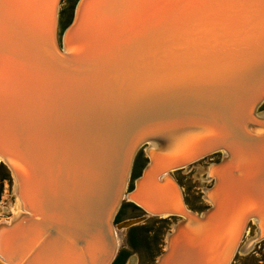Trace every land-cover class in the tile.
Here are the masks:
<instances>
[{
  "label": "water",
  "instance_id": "water-1",
  "mask_svg": "<svg viewBox=\"0 0 264 264\" xmlns=\"http://www.w3.org/2000/svg\"><path fill=\"white\" fill-rule=\"evenodd\" d=\"M59 2L0 0V154L24 166L28 202L41 181L50 199L42 233L71 236L75 264H111L112 224L132 160L141 145L162 140L127 193L144 211L187 219L178 230L211 226L160 264H230L250 221L264 232V121L255 114L264 100V0H85L70 32L72 53L54 40ZM214 151L221 152L210 172L209 189L219 178L214 208L195 217L170 172ZM29 157L73 166L72 199L82 215L71 218L65 202V214L56 212L60 181L30 169ZM8 230L0 264H32L33 245L24 243L39 238L28 232L5 245ZM42 249L56 261L68 253Z\"/></svg>",
  "mask_w": 264,
  "mask_h": 264
},
{
  "label": "bare ground",
  "instance_id": "bare-ground-1",
  "mask_svg": "<svg viewBox=\"0 0 264 264\" xmlns=\"http://www.w3.org/2000/svg\"><path fill=\"white\" fill-rule=\"evenodd\" d=\"M84 1L85 0H78V2L76 3L74 15H73L74 19L72 18L74 22L71 24V27L69 26L64 30L61 43L59 42V40L57 38V24H58V10H59L58 7H59V5L56 8L57 17H56V23L54 25L55 27H53V29L55 28L54 40H55V43L58 46L59 50L62 52H70V51H71V53L73 52L74 45L72 43V40H70V32H71V28H72L73 24H75V21L79 17L80 10L82 9V6H83L82 4L84 3ZM59 4H60V2H59ZM263 102H264V100L261 102V104ZM255 112H256L255 114L257 116H260L261 119L264 121V112H260V110H258V109ZM248 129L250 131L253 130V128L250 126H248ZM185 141H186V138H182V139H178V141H174L173 144L174 145L177 144L176 146H180ZM146 144L147 143H145L143 145L146 146V149L148 150V152H150L149 150L157 152L161 149V146L166 145V143L163 142L162 140L151 141L148 143V147ZM143 145H141V146H143ZM157 145L159 146V148L155 149V147ZM137 151H136V153H137ZM215 152H218V151H214L210 154H213ZM227 156H228L227 152H224L223 158H222L223 163L225 162ZM200 159H202V157ZM200 159H198V160H200ZM29 160H30L28 162L29 168L30 169L33 168L34 170H37L38 173L41 175V177L48 179L50 181H60V191L62 193V198H59L58 210L57 211L55 210V211L60 212L61 214L64 215L65 210H64L63 202H65L70 215H72L71 218H73L76 214H79V216L82 215L84 213L82 205L80 203H77L76 199H74V200L72 199L73 197L75 198V186H76L75 183L78 181V178L75 176L76 170L73 168V166L70 164H67V163L52 162V161H48V160L39 161V159H33L32 157H29ZM198 160H196V161H198ZM0 161L7 164L8 167L11 169V172H12L14 180H15L14 193L16 196L15 204H13L10 208L11 212H12L11 220L10 221L9 220L8 221L3 220L5 222H3V221L0 222V235L4 230L9 228V230L7 231L8 233L5 234V236H6L5 241H3L5 243V245H9L15 237L20 238V237L24 236V237L29 238V235H28V232H29L31 235L35 234L34 237L39 238V243H37V245H36V242L33 240H30V242L27 241L26 243H24V244L30 243L33 245V246H31V250L27 252L28 255H30V257H31L30 261L32 264H75V262L72 261L70 258V248H71V245L74 241V239L71 236L61 235V233H62L61 230H57L55 232H52V231L49 232L51 230V229H49L47 233H42L43 226L41 223L42 222L41 221V213H42L41 211H44L45 213H48V214L50 213V199H49V197L42 198V195H41L40 190H39L40 185H41V181H39L38 186H36V188H35V189H37L34 193V201L35 202L34 201L28 202L26 200L25 191L23 190V186L21 184L22 182H21V179H20L19 174H18L19 171L21 172L25 169L24 166L22 164H20L19 162L12 161V159H10L9 157H7L5 155H1V154H0ZM133 161H134V158L132 160V164H133ZM196 161H194V162H196ZM214 165L215 164L211 165L209 168L208 176H210L211 178H212V174L210 172H211V169ZM186 166H188V165H186ZM183 167H185V166H181V165L173 166L172 171H174L176 169L183 168ZM131 168H132V166H131ZM145 171H146V169H145ZM172 171L170 172V174L172 173ZM84 173H86V171H84ZM130 173H131V169L128 173V182H129ZM245 173H248V170H245ZM171 176H172V174H171ZM218 180H219V178L215 177L214 187L211 189L208 188L205 191V198H207V200H209V202H210V205H212L211 210L214 208V203H215V194H214L215 191H214V189L217 185ZM127 186H128V184H127ZM180 190H181V188H180ZM127 192H128L127 188H124L122 202L124 201V199H126L125 196L127 197V199L130 202H133L131 197H130L131 194H129ZM181 193H182V190H181ZM96 194H98V193H96V190L93 188V183H92V195H93L92 197L96 196ZM182 197H183V195H182ZM121 205H122V203L118 206V210H119ZM184 205L187 209H189V207L187 206L185 201H184ZM32 206H35L36 208H38V210H36V211L33 210ZM136 206L139 207L140 209H142L140 207V205L137 204ZM53 208L54 207H51V209H53ZM118 210H117V212H118ZM190 211H192V210H190ZM0 212L1 213L3 212L2 208H0ZM144 212L146 213V216H151V215L160 216V217L172 216V215L167 214V213L157 215V214L150 213L148 211H144ZM192 212H194V211H192ZM207 213L208 212L205 211L202 214V216L206 215ZM193 215L196 217V216L201 215V214L194 212ZM71 218L66 219V222L71 220ZM114 219H115V217H114ZM139 222L140 221H134L133 223H130L127 225L122 224V226L119 228L125 229L128 226L134 225L135 223L137 224ZM185 222L187 223V219L184 218L183 221H181L179 219L178 223L173 226V231H171L172 233H170L166 239L167 240L166 250H165L166 252L162 256L160 255V257L157 260L158 264L161 263V261L169 253V251L172 247H176V249H178L181 247L192 246V245L197 244L199 242L202 234L206 230H208L211 226L210 221L209 222L208 221H199L198 223L189 222V226L191 227L190 229L178 230L179 229L178 227L181 224H185ZM250 222H252L256 225L259 223L257 219L252 220ZM249 223H248V225H249ZM112 225H113L114 235H115V239H116V248H117L116 255H117L120 239L118 237V233L116 231L117 229L114 225V222ZM58 227L59 228L63 227V220L59 221ZM187 228H188V226H187ZM247 229H248V226H246V228L243 232V235ZM57 236H59L61 239H63L66 242V244L65 245L64 244L57 245L58 240H59ZM263 238H264V232H262L261 229L257 227V237L255 239L260 240ZM86 242H87V245H88V243H91V245L93 246V244H94L93 235ZM238 246H239V244H238ZM28 247H29V245L24 246L22 248V251H26L28 249ZM36 247H38V248H36ZM43 247H47L48 250H51L53 248L54 252H56L59 256H60V253L64 252V250L67 251L68 253L65 256H62L59 261H56L54 259L53 254L48 253V251H43V249H42ZM115 258H116V256H115ZM115 258H114V260H115ZM114 260L112 261V263L114 262Z\"/></svg>",
  "mask_w": 264,
  "mask_h": 264
},
{
  "label": "rangeland",
  "instance_id": "rangeland-1",
  "mask_svg": "<svg viewBox=\"0 0 264 264\" xmlns=\"http://www.w3.org/2000/svg\"><path fill=\"white\" fill-rule=\"evenodd\" d=\"M77 2L78 0L60 1L57 24V38L60 43L64 30L72 21ZM258 110L264 112V102ZM146 152L148 150L143 145L134 157L127 191L132 187L133 181L140 175L146 164ZM220 157L221 153L218 151L185 166L186 168L176 169L171 173L174 180L180 184L187 206L196 213L201 214L210 206L209 200L205 198V191L212 183L211 177L208 176L209 168ZM14 186L15 180L11 169L7 164L0 161V208L3 209V212H0V222L3 220L10 221L12 218L10 208L16 200ZM125 198L114 219L120 242L116 258L112 264H155L166 250V239L180 218L177 216H146L142 209L130 202L126 196ZM138 217L144 219L132 227L119 228L126 220ZM256 237L257 227L250 222L230 264H264V238L256 240Z\"/></svg>",
  "mask_w": 264,
  "mask_h": 264
},
{
  "label": "crops",
  "instance_id": "crops-1",
  "mask_svg": "<svg viewBox=\"0 0 264 264\" xmlns=\"http://www.w3.org/2000/svg\"><path fill=\"white\" fill-rule=\"evenodd\" d=\"M133 203V202H132ZM143 211V210H142ZM134 225H136V224H134ZM133 225H131V226H128L127 228H129V227H132Z\"/></svg>",
  "mask_w": 264,
  "mask_h": 264
}]
</instances>
